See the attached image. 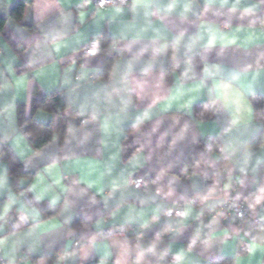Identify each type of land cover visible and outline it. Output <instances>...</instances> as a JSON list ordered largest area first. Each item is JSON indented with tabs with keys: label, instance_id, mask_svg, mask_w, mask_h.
<instances>
[{
	"label": "crops",
	"instance_id": "obj_1",
	"mask_svg": "<svg viewBox=\"0 0 264 264\" xmlns=\"http://www.w3.org/2000/svg\"><path fill=\"white\" fill-rule=\"evenodd\" d=\"M85 1L0 0V144L33 173L16 189L0 157V264H264L252 225L264 219V0ZM96 37L118 48L108 76L103 55L82 52ZM36 90L68 105L66 130L41 148V127L18 116ZM134 176L147 184L134 189ZM225 201L250 217H210ZM120 225L144 237H104Z\"/></svg>",
	"mask_w": 264,
	"mask_h": 264
},
{
	"label": "trees",
	"instance_id": "obj_2",
	"mask_svg": "<svg viewBox=\"0 0 264 264\" xmlns=\"http://www.w3.org/2000/svg\"><path fill=\"white\" fill-rule=\"evenodd\" d=\"M23 3L19 2L15 5L14 13L17 18H20V14L23 9ZM4 32V21L0 19V34ZM105 38H101V47L102 52L101 55L104 56L105 63V71L104 76H108L111 67V59L115 56H110V42L104 40ZM117 55V54H116ZM255 106L257 110V114L260 115V118L264 120V98H258L255 100ZM18 116L20 124L26 129L27 132H30V128L33 125L38 126L42 132L41 136L38 138L31 136V140L36 148H41L46 145L51 139L54 132H64L66 130V122L67 118L65 116V111L68 109V105L64 100L62 93L59 90L43 93L39 90H36L30 101V110L25 107L23 104L18 106ZM38 110H45L51 113V120L48 125H40L35 122L34 114ZM215 147L218 146L215 141ZM0 157L7 161L9 165V171L12 177V184L14 188H19L18 179L23 176H32L33 173L26 171L21 164V162L16 158L12 150L8 147L7 144H0ZM42 206V205H41ZM42 210L45 215L51 214V207L44 205L42 206ZM233 259L231 258H220L218 260L212 261L209 260L206 264H232Z\"/></svg>",
	"mask_w": 264,
	"mask_h": 264
},
{
	"label": "built area",
	"instance_id": "obj_3",
	"mask_svg": "<svg viewBox=\"0 0 264 264\" xmlns=\"http://www.w3.org/2000/svg\"><path fill=\"white\" fill-rule=\"evenodd\" d=\"M130 0H86L84 5L88 7L89 5L94 6H117V5H128ZM83 54L87 55H99L102 52L100 37L91 39L89 42L82 46ZM118 53V48L114 45L111 48L110 54L115 56ZM86 120L81 119V124H85ZM262 143L264 145V131L262 134ZM207 148L213 150L215 148L213 139L211 138L207 142ZM264 168V167H263ZM130 186L134 189H141L146 183V178L144 176H134L130 179ZM185 206L181 204L175 208H170L166 210L165 216H181L184 212ZM209 216L213 218L221 219L225 224H240L245 219L250 217L249 206L245 203H235L233 201H225L218 208H215L209 212ZM252 225L254 229L264 228V219L252 217ZM113 235H122L125 238L131 239L135 242H140L144 237V232L141 228L135 225H120L117 227L109 228L108 232L104 233V237H109ZM168 235H170L168 233ZM86 243L85 240L80 237L74 243L75 248L83 246ZM249 246L248 243L244 242L241 245V249L245 250ZM169 263L178 264L180 263L179 256H170ZM86 264H94L93 261Z\"/></svg>",
	"mask_w": 264,
	"mask_h": 264
}]
</instances>
